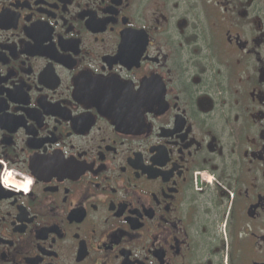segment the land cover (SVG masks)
Returning <instances> with one entry per match:
<instances>
[{
	"label": "flooded vegetation",
	"instance_id": "1",
	"mask_svg": "<svg viewBox=\"0 0 264 264\" xmlns=\"http://www.w3.org/2000/svg\"><path fill=\"white\" fill-rule=\"evenodd\" d=\"M0 264H264L263 0H0Z\"/></svg>",
	"mask_w": 264,
	"mask_h": 264
},
{
	"label": "clouds",
	"instance_id": "2",
	"mask_svg": "<svg viewBox=\"0 0 264 264\" xmlns=\"http://www.w3.org/2000/svg\"><path fill=\"white\" fill-rule=\"evenodd\" d=\"M9 175H10V174H9ZM5 183H7V182H5ZM31 183H32V181H31L30 179L26 182V184L23 186L25 191L28 190V189H27V185H28V184H31Z\"/></svg>",
	"mask_w": 264,
	"mask_h": 264
},
{
	"label": "rangeland",
	"instance_id": "3",
	"mask_svg": "<svg viewBox=\"0 0 264 264\" xmlns=\"http://www.w3.org/2000/svg\"><path fill=\"white\" fill-rule=\"evenodd\" d=\"M260 3L262 2V0H258ZM263 3H264V0H263Z\"/></svg>",
	"mask_w": 264,
	"mask_h": 264
},
{
	"label": "built area",
	"instance_id": "4",
	"mask_svg": "<svg viewBox=\"0 0 264 264\" xmlns=\"http://www.w3.org/2000/svg\"><path fill=\"white\" fill-rule=\"evenodd\" d=\"M5 187L7 188V185Z\"/></svg>",
	"mask_w": 264,
	"mask_h": 264
}]
</instances>
